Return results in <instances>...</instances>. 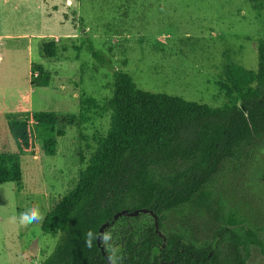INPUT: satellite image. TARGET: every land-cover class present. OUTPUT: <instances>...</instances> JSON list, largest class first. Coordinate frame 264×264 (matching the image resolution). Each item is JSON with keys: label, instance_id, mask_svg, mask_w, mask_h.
Listing matches in <instances>:
<instances>
[{"label": "rangeland", "instance_id": "374dc122", "mask_svg": "<svg viewBox=\"0 0 264 264\" xmlns=\"http://www.w3.org/2000/svg\"><path fill=\"white\" fill-rule=\"evenodd\" d=\"M263 36L264 8L249 0H0V152H18L10 116L55 111L72 122L54 155L36 137L34 152L21 156L22 181L0 184V264H41L54 250L59 236L44 233L43 219L76 186L95 136L109 129L116 70L143 90L221 106L224 62L256 70ZM51 39L59 46L52 58L43 51ZM33 63L51 73L48 86L32 83ZM251 152L238 161L243 175L231 174L239 194L250 193L248 183L264 187V138ZM33 207L42 219L21 223Z\"/></svg>", "mask_w": 264, "mask_h": 264}, {"label": "trees", "instance_id": "16d2710c", "mask_svg": "<svg viewBox=\"0 0 264 264\" xmlns=\"http://www.w3.org/2000/svg\"><path fill=\"white\" fill-rule=\"evenodd\" d=\"M249 1L264 8V0ZM58 49L57 39L43 44L47 57H57ZM257 49L256 70L231 59L224 62L219 84L227 102L221 106L143 90L131 74L116 70L107 101L109 129L95 136L96 147L76 186L44 217V233L59 238L41 264H109L97 244L100 226L120 210L139 208L154 210L163 231H213L214 239L228 242L227 260L244 263L253 245L264 253L263 214L254 211L250 193L239 194L231 179V174L243 173L238 161L247 160L264 138V36ZM92 55L102 65L112 63L111 57L93 47ZM31 69L33 84L49 85L51 73L43 64L33 63ZM94 102L92 98L87 104ZM68 120L55 111H33L23 120L10 116L18 152H0V184L22 181L21 156L34 152L36 137L44 152L54 155L58 137L66 134L62 126L72 124ZM141 215L122 216L105 229L102 244L112 258L110 241L115 232L124 231ZM146 228L154 229V223ZM106 234L111 239L106 240Z\"/></svg>", "mask_w": 264, "mask_h": 264}, {"label": "flooded vegetation", "instance_id": "af4514ba", "mask_svg": "<svg viewBox=\"0 0 264 264\" xmlns=\"http://www.w3.org/2000/svg\"><path fill=\"white\" fill-rule=\"evenodd\" d=\"M259 174L260 172L258 176ZM248 184L252 196L248 199L253 203L254 211L262 213L264 218V187ZM139 218L137 222L129 221L124 231H116L110 241V252L116 263V260H120L121 264H250L251 261L253 262L251 264H264L260 262V253L264 255L260 246H251V256L244 263H238L227 260L230 252L228 242L221 240L220 237L214 239L211 230H162L164 234L162 236L155 228H146L151 222L155 226L154 218L150 214H143ZM118 234L125 236L118 237ZM171 235L175 236L174 241L170 240ZM262 235L264 237V231ZM171 241L173 244L168 245ZM182 242L187 243L188 247ZM122 249L125 250L123 258ZM244 250L241 244L240 251ZM214 252L219 253L217 258L213 257Z\"/></svg>", "mask_w": 264, "mask_h": 264}, {"label": "water", "instance_id": "95a60500", "mask_svg": "<svg viewBox=\"0 0 264 264\" xmlns=\"http://www.w3.org/2000/svg\"><path fill=\"white\" fill-rule=\"evenodd\" d=\"M139 214H150L154 218L156 231L160 232V234L162 236H164V234L162 233V230L160 228V225H159V217L154 212V210L149 209V208H139V209H136L134 211H129L127 209H123V210L118 211L114 215V217L112 218L111 221H107L100 226L99 231H98V235H97L98 247H99L100 251L102 252L104 258L108 261L109 264H117V263L112 259V257L110 256V254L106 250L105 246L102 244V238H103V233H104L105 229L108 228L110 225L114 224L122 216L136 217Z\"/></svg>", "mask_w": 264, "mask_h": 264}, {"label": "clouds", "instance_id": "9594fccd", "mask_svg": "<svg viewBox=\"0 0 264 264\" xmlns=\"http://www.w3.org/2000/svg\"><path fill=\"white\" fill-rule=\"evenodd\" d=\"M41 219H42V216L39 213V210L35 207L20 214L21 223H32V222L39 221ZM105 239L106 240L111 239V235L106 234Z\"/></svg>", "mask_w": 264, "mask_h": 264}, {"label": "crops", "instance_id": "0c3cea01", "mask_svg": "<svg viewBox=\"0 0 264 264\" xmlns=\"http://www.w3.org/2000/svg\"><path fill=\"white\" fill-rule=\"evenodd\" d=\"M22 36H23V37H24V36H27V34H23ZM29 37H30V36H29ZM30 38H31V37H30Z\"/></svg>", "mask_w": 264, "mask_h": 264}]
</instances>
